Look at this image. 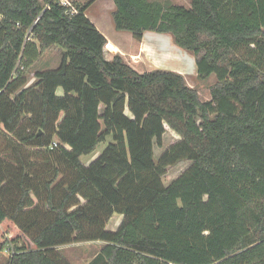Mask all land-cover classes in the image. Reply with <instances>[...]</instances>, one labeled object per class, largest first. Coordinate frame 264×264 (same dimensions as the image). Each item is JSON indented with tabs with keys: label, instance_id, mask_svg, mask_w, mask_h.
I'll use <instances>...</instances> for the list:
<instances>
[{
	"label": "trees",
	"instance_id": "16d2710c",
	"mask_svg": "<svg viewBox=\"0 0 264 264\" xmlns=\"http://www.w3.org/2000/svg\"><path fill=\"white\" fill-rule=\"evenodd\" d=\"M96 1L0 0V255L68 264L59 247L103 242L89 264H264V0H112L117 31L169 34L216 76L205 102L180 73L107 60ZM168 124L182 139L157 161Z\"/></svg>",
	"mask_w": 264,
	"mask_h": 264
},
{
	"label": "rangeland",
	"instance_id": "374dc122",
	"mask_svg": "<svg viewBox=\"0 0 264 264\" xmlns=\"http://www.w3.org/2000/svg\"><path fill=\"white\" fill-rule=\"evenodd\" d=\"M70 4L72 2H77L82 5L87 3L89 0H66ZM160 1L165 4H174L180 5L189 8L191 6V0H153ZM115 10V5L112 0H97L87 11V16L98 23L99 27L102 29L103 35L105 34L108 40L107 45L110 48H105V57L107 60H112L113 57L117 54L121 55L126 63H128L133 68L137 67V70L140 72H149L156 69L160 70H169L177 73L181 72L184 76L187 84L190 87L195 88L202 101L211 100V88L215 86L218 81L215 75L211 76L207 80H200L197 77V67L195 62V57L185 51L180 49L174 43V39L169 34H159L155 32H146L143 36L144 38H155L159 39V45L157 46L160 49L161 54L166 53L167 50L173 48L179 52L181 55V60L179 62H174L172 64L167 62V65H159L164 61L159 58L158 54L152 55L153 53H143L142 52V41H137L133 38L130 32L126 31H117L114 27L112 13ZM116 48L117 51L113 52L112 49ZM169 61V60H167ZM159 63V64H158ZM61 64V50L57 47L45 51L42 56L35 61L28 70L26 68L22 70H27L26 79L27 86L31 87L35 84L36 79L34 77L35 72L45 71V70H54L57 69ZM158 67H156V66ZM171 68V69H170ZM173 68V69H172ZM178 69V70H176ZM63 90L59 89V96H63ZM181 135L179 130L175 126L167 125V131L164 137L163 146L161 148H156L155 150V159L158 161L160 156L171 146L175 145L181 140ZM108 142H112L111 138L107 139ZM57 142V141H56ZM108 143L101 144L92 154L82 156L81 161L84 165H89L92 161L96 160L101 153L104 151ZM190 167L189 162H182L176 166L171 167L168 170L167 175L164 177L163 182L169 184L174 179L178 178L182 173L187 171ZM123 216L115 214L107 224L106 229L109 231H115L118 229L121 224ZM104 246L103 242H82V243H73L70 245L61 246L58 248L59 252L63 258L68 262V264H89L92 262L95 257L99 254L100 250ZM11 247H7L10 250ZM11 251L6 252L5 254L0 255V264H8L10 259Z\"/></svg>",
	"mask_w": 264,
	"mask_h": 264
},
{
	"label": "crops",
	"instance_id": "0c3cea01",
	"mask_svg": "<svg viewBox=\"0 0 264 264\" xmlns=\"http://www.w3.org/2000/svg\"><path fill=\"white\" fill-rule=\"evenodd\" d=\"M89 18V17H88ZM90 19V18H89ZM91 20V19H90ZM95 25H96V27L98 28V30L101 32V33H103L102 32V29L99 27V25H98V23H96V21L94 22V20H91ZM105 35V34H104ZM105 37L107 38V36L105 35ZM108 39V38H107ZM109 40V39H108ZM157 40H159V39H155V38H152V39H148V38H144L143 39V41H142V52L145 54V53H153L152 55H154L155 56V54H158L160 57L159 58H161V59H163L164 61H162V63L161 64H159V65H167V62L168 63H170V64H172V63H174V62H179V60L181 59V55L179 54V52L177 51V50H175V49H173V48H171V49H169V50H167L166 51V53H163V54H161V51H160V49H158V45L160 44L159 43V41H157ZM110 41V40H109ZM116 51H117V49H116ZM167 60H169V61H167ZM156 66V65H155ZM156 67H158V66H156ZM134 69H136L137 70V67L136 68H134ZM171 69V68H170ZM173 69V68H172ZM138 71V70H137ZM139 72V71H138ZM140 73H145V72H141L140 71ZM181 74H183L182 72H181ZM1 257V256H0Z\"/></svg>",
	"mask_w": 264,
	"mask_h": 264
},
{
	"label": "built area",
	"instance_id": "2783aa9c",
	"mask_svg": "<svg viewBox=\"0 0 264 264\" xmlns=\"http://www.w3.org/2000/svg\"><path fill=\"white\" fill-rule=\"evenodd\" d=\"M59 1H60V3H62L64 6H66V7H70V8H71V10H70V13H71V14L76 12V10H75V8L72 6V4H70V3L67 2L66 0H59ZM54 146H57V143H54Z\"/></svg>",
	"mask_w": 264,
	"mask_h": 264
},
{
	"label": "bare ground",
	"instance_id": "6f19581e",
	"mask_svg": "<svg viewBox=\"0 0 264 264\" xmlns=\"http://www.w3.org/2000/svg\"><path fill=\"white\" fill-rule=\"evenodd\" d=\"M108 44H109V43H108ZM110 46H113V45H111V44H110V45H107V48H110ZM112 51H113V52H116V48L112 49ZM180 60H181V59H180ZM176 70H178V69H176ZM178 71H179V70H178ZM179 72H180V71H179Z\"/></svg>",
	"mask_w": 264,
	"mask_h": 264
}]
</instances>
